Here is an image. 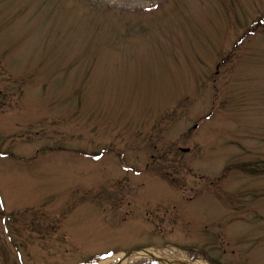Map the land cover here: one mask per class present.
Instances as JSON below:
<instances>
[{
	"label": "rangeland",
	"instance_id": "374dc122",
	"mask_svg": "<svg viewBox=\"0 0 264 264\" xmlns=\"http://www.w3.org/2000/svg\"><path fill=\"white\" fill-rule=\"evenodd\" d=\"M140 246L264 264V0H0V264Z\"/></svg>",
	"mask_w": 264,
	"mask_h": 264
},
{
	"label": "flooded vegetation",
	"instance_id": "af4514ba",
	"mask_svg": "<svg viewBox=\"0 0 264 264\" xmlns=\"http://www.w3.org/2000/svg\"><path fill=\"white\" fill-rule=\"evenodd\" d=\"M40 213L38 211H36V214L33 216V222L31 224V228L34 235H37L36 237L40 236V235H44L45 237L51 236L52 232H53V222H52V218L51 222H47V224L42 223L39 219H40ZM49 218V217H48ZM41 231V233H40Z\"/></svg>",
	"mask_w": 264,
	"mask_h": 264
},
{
	"label": "bare ground",
	"instance_id": "6f19581e",
	"mask_svg": "<svg viewBox=\"0 0 264 264\" xmlns=\"http://www.w3.org/2000/svg\"><path fill=\"white\" fill-rule=\"evenodd\" d=\"M137 254L141 255V256H149V257H158L159 253L156 252L154 249H149V250H141L138 251ZM122 256V260L120 264H127L129 261L130 257H125L124 254H121ZM124 256V257H123ZM167 264H169L168 261H165ZM180 264L185 263V264H209L207 261L202 260V259H197L196 261H190L189 263L187 262H179Z\"/></svg>",
	"mask_w": 264,
	"mask_h": 264
},
{
	"label": "water",
	"instance_id": "95a60500",
	"mask_svg": "<svg viewBox=\"0 0 264 264\" xmlns=\"http://www.w3.org/2000/svg\"><path fill=\"white\" fill-rule=\"evenodd\" d=\"M130 253H131V252H128V253L126 254V256H128ZM159 259L162 260V258H159ZM171 263H172V262H171ZM182 264H185V263H182Z\"/></svg>",
	"mask_w": 264,
	"mask_h": 264
}]
</instances>
